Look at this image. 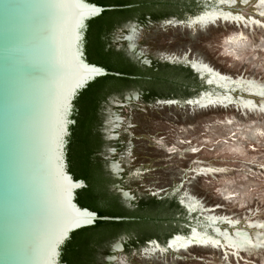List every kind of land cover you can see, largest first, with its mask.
Here are the masks:
<instances>
[{"label":"rangeland","instance_id":"1","mask_svg":"<svg viewBox=\"0 0 264 264\" xmlns=\"http://www.w3.org/2000/svg\"><path fill=\"white\" fill-rule=\"evenodd\" d=\"M217 2L234 11L219 20L239 25L241 32L235 25L188 29L177 18L130 22L116 32V49L149 68L167 60L188 68L186 63L197 59L223 74L245 75L249 78L237 84L262 97L261 103L243 99V112L232 107L198 110L181 97L146 103L138 90H130L104 104L100 131L101 157L116 181L112 190L126 207L189 196L187 206L194 213L177 215L176 231L185 234L194 226L220 245L173 253L162 246L165 241L135 245L123 235L100 256L101 264H264V0ZM226 79L218 76L215 82L228 89ZM75 170L81 172L78 166ZM214 171L215 176L206 175ZM223 222L235 227L233 234ZM209 228L219 237L209 234Z\"/></svg>","mask_w":264,"mask_h":264},{"label":"water","instance_id":"2","mask_svg":"<svg viewBox=\"0 0 264 264\" xmlns=\"http://www.w3.org/2000/svg\"><path fill=\"white\" fill-rule=\"evenodd\" d=\"M197 3L200 12L180 20L181 26L205 30L235 25L219 19L205 25L190 23L214 9L234 12L232 6L217 0ZM124 8L130 7H102L89 0H0V264H62L63 248L74 233L97 222L130 220L101 217L83 208L77 202L78 192L87 184L70 172L68 161L78 97L98 79L123 77L89 61V23L106 11ZM196 62L212 71L197 70ZM186 65L202 83L198 95L186 99L187 106L242 111L243 99L261 103L262 97L236 87L238 79L249 77L223 74L203 60L192 59ZM215 72L227 78L228 89L211 81ZM206 95H225L233 101L227 106H199L197 100ZM188 198L177 202L191 215L194 212L183 204ZM223 224L234 233V226ZM187 229L165 241L162 246H167V252H173L169 247L173 239L188 240L195 230L204 231L194 226ZM207 231L219 237L212 228ZM150 242L146 244H160Z\"/></svg>","mask_w":264,"mask_h":264},{"label":"trees","instance_id":"3","mask_svg":"<svg viewBox=\"0 0 264 264\" xmlns=\"http://www.w3.org/2000/svg\"><path fill=\"white\" fill-rule=\"evenodd\" d=\"M102 7H130L106 11L92 20L86 37V53L91 63L123 77L98 79L84 90L76 101L70 138L68 161L70 172L84 180L87 187L78 192L77 202L101 217L130 219L123 222H97L81 230L63 248L62 264H101L99 258L108 253V246L126 235L135 245L152 240L166 241L177 233L183 209L177 201L150 199L140 201L134 209L126 207L112 190L115 180L101 157L104 144L102 109L113 95L138 90L146 103L160 99H188L202 90V83L189 68L155 63L146 67L117 51L116 32L125 24L146 25L169 18L184 20L195 15L198 0H89ZM194 90V91H193ZM78 166L81 172L75 170ZM101 202V204L99 203ZM176 225V227H174ZM176 228V229H175Z\"/></svg>","mask_w":264,"mask_h":264},{"label":"bare ground","instance_id":"4","mask_svg":"<svg viewBox=\"0 0 264 264\" xmlns=\"http://www.w3.org/2000/svg\"><path fill=\"white\" fill-rule=\"evenodd\" d=\"M229 16H231V15L228 14L227 12L215 11V9H214V10H211L210 12H208V13H205L203 16L195 19L194 21H192L190 23H192V24L193 23L206 24L208 22H212V21H215L217 19L228 18ZM196 63H198V62H196ZM194 67L197 68V70H199L201 72H210V71H212L208 66H204V64L203 65H197L196 64V65H194ZM211 75H212L211 81H213L215 84H216V82H215L216 78H218V76H220V78H224L221 75H218L216 72L211 74ZM245 79H247V78H245ZM216 85H218V84H216ZM218 86H220V85H218ZM225 86L226 85H224V87ZM236 87L240 88L242 86L240 84H237ZM219 96H221V95H216V96L206 95V96H204V98H202L200 100H197V102H198L199 106H208V105H221V106H224V104H226L228 102H231V100H229V97H226V99L223 100V101H218V99H217V101L215 100L213 103H210V104L205 103V102H208V101L212 102L214 100L213 98L219 97ZM240 108H242L241 105H240ZM188 200H190V199L183 200V204L191 212L192 209H190L187 206ZM215 240H217V239L216 238H211L207 234L202 233V231L195 230L193 232V234H192L190 239L186 240L183 237H177V238L173 239L170 242L169 247L171 248L172 251H180V250H186L189 247L197 246V245L203 246V245L210 244L212 246H219L220 245L219 243L217 245H214L216 243ZM166 248H167V246L165 247V249Z\"/></svg>","mask_w":264,"mask_h":264},{"label":"flooded vegetation","instance_id":"5","mask_svg":"<svg viewBox=\"0 0 264 264\" xmlns=\"http://www.w3.org/2000/svg\"><path fill=\"white\" fill-rule=\"evenodd\" d=\"M109 172V171H108ZM110 173V172H109ZM110 175H111V173H110ZM119 195V194H118ZM120 196V195H119ZM120 198H121V196H120ZM122 200V199H121Z\"/></svg>","mask_w":264,"mask_h":264}]
</instances>
